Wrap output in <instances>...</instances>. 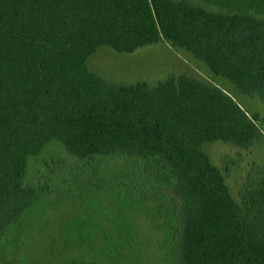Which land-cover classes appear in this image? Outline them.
Listing matches in <instances>:
<instances>
[{
  "label": "trees",
  "instance_id": "16d2710c",
  "mask_svg": "<svg viewBox=\"0 0 264 264\" xmlns=\"http://www.w3.org/2000/svg\"><path fill=\"white\" fill-rule=\"evenodd\" d=\"M209 2L0 0V238L38 199L29 159L58 140L79 158H135L166 184L182 202L180 264H264V179L236 200L205 150L252 148L264 117L196 76L114 83L87 64L103 44L130 52L163 38L264 103V12Z\"/></svg>",
  "mask_w": 264,
  "mask_h": 264
},
{
  "label": "rangeland",
  "instance_id": "374dc122",
  "mask_svg": "<svg viewBox=\"0 0 264 264\" xmlns=\"http://www.w3.org/2000/svg\"><path fill=\"white\" fill-rule=\"evenodd\" d=\"M197 1L264 12V0ZM87 64L114 83L154 84L168 75L196 76L222 88L249 117L252 112L264 117V103L213 76L204 63L163 38L130 52L103 44ZM256 125L263 137L252 148L220 140L205 145L236 200L251 176L264 179V169L251 163L264 166V127ZM157 178L150 180L143 164L125 154L79 158L60 141L48 142L28 161L25 183L35 188L38 199L0 238V264H68L75 257L99 264H180L182 202Z\"/></svg>",
  "mask_w": 264,
  "mask_h": 264
}]
</instances>
